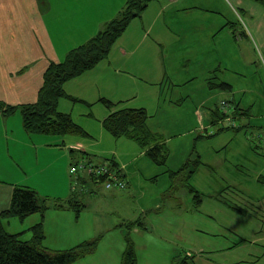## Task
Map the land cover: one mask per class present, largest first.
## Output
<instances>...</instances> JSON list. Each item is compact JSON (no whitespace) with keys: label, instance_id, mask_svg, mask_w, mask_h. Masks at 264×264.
I'll return each mask as SVG.
<instances>
[{"label":"crops","instance_id":"obj_1","mask_svg":"<svg viewBox=\"0 0 264 264\" xmlns=\"http://www.w3.org/2000/svg\"><path fill=\"white\" fill-rule=\"evenodd\" d=\"M125 1L0 0V102L11 106L35 104L48 66L63 61L70 50L94 37L120 12ZM219 84L224 87H218ZM64 89L71 99L61 98L58 110L70 114L87 136L29 133L20 113L6 116L0 112V212L10 206L17 186L36 191L39 187L56 190L54 195L37 191L49 199L50 206L43 217L37 213L24 221L5 220L6 230L22 232V238L28 240L31 227L43 220V244L50 248L51 227L62 229L66 225L77 231L82 221L90 218L91 225L86 228L97 229L106 210L108 214L116 213L119 221L133 216L130 222L140 220L153 207L160 211V203H164V195L172 183L168 170L173 169L164 165L161 173L159 166L150 162L133 168L136 158L147 155V149L132 139L113 137L105 129L104 120L120 109H145L147 127L162 138L160 143L166 147L168 156L170 144L173 149L178 148L176 152L184 146L183 142L173 144V140L189 136V145H194L201 161L191 178L195 180L203 164L212 167L210 158L205 161V152L198 150V144L206 142L200 139L211 138L205 137L211 127L209 109L229 100L243 111L242 128L220 133L226 136L222 146L216 149L212 146L206 153L224 152L231 157L224 175L228 187L234 191L230 190L228 197H219L221 191L214 190L216 185L211 183L213 190L207 199L200 190L202 198L194 200L192 208L199 221L198 212L207 211L210 209L207 204H212L213 208L204 212L215 225L207 234L211 239L193 251L192 246L184 250L182 244L171 242L176 247L166 264H184L185 259L188 264H264L263 6L251 0H151L116 41L109 56L66 82ZM104 99L112 105H107ZM183 125L186 126L181 130ZM51 150L58 155L53 156ZM84 154L111 159L123 169L128 187L124 190L100 187L95 194L85 195L76 218L73 209L51 203L54 196L66 200L72 194L65 184H58L56 171L51 180V167L57 165L59 169L66 163L68 166L72 159ZM46 171L47 174L39 173ZM27 176L35 187L25 183ZM251 186L261 189L254 197L236 190ZM244 203L255 205L254 240L228 243L236 233L218 217L222 214L233 219L232 212H236V217L246 219L245 214L237 215L245 211ZM110 223L106 233L124 234L121 223L117 227L113 221ZM197 223L191 231L198 234L202 231ZM141 225H134L129 231L142 234L147 228L143 222ZM245 227L244 237H249L252 227L248 223ZM178 238L183 242V230ZM215 238L223 239L224 243L218 244ZM87 239L69 242L78 244ZM124 241L121 236V242ZM134 243L137 264H159L164 259L162 256L158 261L162 251L172 246L141 245L136 240ZM125 246L123 243L110 246L111 251L116 248L117 252L108 255L109 259L97 247L95 253L78 262L120 264Z\"/></svg>","mask_w":264,"mask_h":264},{"label":"trees","instance_id":"obj_2","mask_svg":"<svg viewBox=\"0 0 264 264\" xmlns=\"http://www.w3.org/2000/svg\"><path fill=\"white\" fill-rule=\"evenodd\" d=\"M150 1L126 0L120 12L113 19L106 22L102 30L94 37L70 50L63 61L52 62L48 66L44 73L43 86L35 104L11 106L0 102V112L6 116L20 113L23 117L25 128L29 133L57 136H87L86 131L73 120L70 114L58 110V103L61 98L71 99L65 92L64 85L69 80L82 75L105 60L116 41L126 31L130 23L142 15ZM251 1L264 7V0ZM218 87H224V85L219 84ZM103 102L109 106L112 105L108 100L104 99ZM224 105L230 108L233 126L224 127L219 125L226 118L222 111ZM242 116L243 111L233 102L229 100L221 101L218 106H214L210 110L211 127L205 137H213L229 129L240 130L242 128L240 121ZM147 120L148 113L145 109H120L114 111L104 120V127L115 138L126 137L134 140L141 147L147 149V156L155 164L164 166L168 160L167 149L160 143L162 138L149 130L146 123ZM92 157V155L84 154L77 159L74 158L70 162L69 167L73 162L83 158L93 161L94 157ZM193 162V167L190 166L189 161H186L179 170H168L172 182H175V179L179 178V176H181L179 178L181 181L182 175L185 174H187V180H189L200 166L201 161L196 157ZM88 180L90 181V179ZM86 184L85 179L82 191H85L86 195L87 193H90V195L95 194L97 190L87 189ZM193 191L195 190L191 188V192ZM78 194L72 192L69 199L66 200L53 198L51 203L54 202L55 207L73 209L76 218H78L82 210V203L77 199ZM200 196L202 194L197 192L194 195V200L200 199ZM49 206L48 197H42L35 189L27 186L14 188L10 206L0 212V264H74L96 252L99 238L92 241H83L69 249L47 248L43 244L45 239L43 220L31 227L32 235L28 240L22 238V232L13 233L6 230L5 220L17 218L20 221H24L30 215L37 213L43 217ZM138 224L141 225V222H129L127 224L128 230ZM125 245L120 264H137L136 247L130 237V231L125 236ZM185 260L184 264H188Z\"/></svg>","mask_w":264,"mask_h":264},{"label":"rangeland","instance_id":"obj_3","mask_svg":"<svg viewBox=\"0 0 264 264\" xmlns=\"http://www.w3.org/2000/svg\"><path fill=\"white\" fill-rule=\"evenodd\" d=\"M211 109L212 108L209 109V112ZM185 126L186 125H183L181 130H183ZM225 138H226L225 135L220 134V135L213 136L211 138L200 139L206 142L199 143L198 150L200 149L201 152H205L204 153L205 161H207L208 158H210L209 162L212 165V167L208 168V166L203 164L200 167V169H198L199 171L195 175V180L191 179L192 177L189 180H187L188 179L187 174L182 175L183 178L181 179V181L179 180L181 176H179V178H176L175 182L171 183V186L167 189L164 195L165 197L164 203H160L161 210L157 211L156 207H153L154 209L151 211H149L150 209H148L147 213L145 214L143 213L141 219L138 220L145 224V228H147V230L144 229L142 234H134L133 232L130 231V237L132 238L134 242L136 240V243L138 244L161 245V246H171L172 245L169 250H166L164 252L162 251L161 253L162 255L159 253H156V254L161 255L158 261L160 259H163L164 257L162 261L158 262L159 264H166V262L169 260V257L173 255V252L171 250L173 249L174 246L176 247L175 244H182L184 250H186L185 248L192 246L191 250L193 251L194 248H198L203 242L207 244L209 239H211L210 237H208L207 234L210 233V229L212 227H215V225L212 222V220L208 219L209 215L205 214L204 212H208V210H211L213 208L212 204L211 205L207 204V207L210 208V209H207V211L198 212V215L201 213L200 214L201 216H199V221H197V215H196L197 212L193 210L192 207H193L194 195H196L197 191L202 193L200 191L202 189L203 193L206 195V198L210 197L209 194H212V190H213L211 183H214V185H216L214 190L221 191V195L219 197H222V196L228 197L230 190L231 192L234 191V188H231V186L228 187L229 183H228L226 176L224 175V167L231 160V157L227 153H224V152H221L220 154H217V155H214V154L211 155V153L210 154L206 153V151L210 150L212 146L214 149L222 146L223 142L225 141ZM173 141H174L173 144L176 142H183L184 146L179 148L181 150H178L177 152H176V149L178 148L173 149V146H171V144L168 146L169 156H168V160L165 166H168L169 168L173 170H178L182 166V162H184L183 160H185V162L189 161L190 166L193 167L194 166L193 160L196 159L197 157L196 156L197 149L195 151L193 147L194 145H189V141H190L189 136H182L181 138H177L176 140H173ZM207 141H210V142H207ZM253 144H254V141H253ZM51 154L55 157L58 155L57 152H52V150H51ZM146 156L143 155V157L139 158L138 160L136 158L134 164H132L131 166H133V168H136L138 166L143 165L145 162H150V163L155 164L154 161L152 162L150 161L149 156L147 157ZM39 157L41 160H43L44 157L42 155V152H40ZM95 159L97 161L101 160L100 157H95ZM225 160L227 161L225 162ZM69 165L67 166V163L64 166L60 165L59 169L57 165H55V167H51V180L53 179L52 177L54 176V172L56 171L55 177H56V180L59 181L58 184H61L62 186L65 184V187L70 189V186L74 180V177L71 176L70 170L68 171ZM158 166H159V172L162 173V171L164 170L163 166L162 165H158ZM19 171L20 170H18V172ZM39 173L47 174V171L39 172ZM238 173H239V168L236 169V174L238 175ZM24 180H25V183L30 182V180H28V176ZM39 183L46 185L45 183L41 181ZM86 183H87L86 184L87 189L91 188L94 190H98L100 187L104 186V184L101 185L98 183H94L92 181H89L88 179H86ZM206 183H210V185L207 186ZM30 184L32 185L34 183L30 182ZM92 185H94V188H92ZM32 186L35 187V185H32ZM81 186L82 185H80L78 188V193H79L77 196L78 200H82V198L86 195L85 191L81 190L82 189ZM191 188L195 190L193 191L194 193L191 192ZM151 190L152 189H150V191ZM236 190L237 191L239 190L240 192L242 191L246 195L248 194L249 197L250 196L254 197L257 193L260 192L261 189L256 186H251V187H248L247 189H236ZM37 191H39L41 194L43 193H49L53 195L56 194L54 193L56 192V190L53 187H51V190L50 189L46 190V189L39 187ZM87 195H90V193H87ZM54 197H57V196H54ZM200 197L202 198V196ZM248 200L250 201L251 199L249 198ZM109 201H112V199H109ZM161 202H163V200ZM85 203H86V200H85ZM245 205L246 207H243L245 211L237 214L239 216L241 214H245L246 219L244 220L241 219L240 217L239 218L236 217V214H235L236 212H232L233 219L230 217H223L222 214L219 215L218 217L219 219L222 218L221 220H224V222H226V224L229 225V228L233 229L232 232L236 233L235 235L231 237L229 236L230 238H229L228 243H232V242L235 243L236 241L237 242L242 241L243 243H246L247 241L254 240L253 236H255V233H256L255 231L256 220H255V214H252V213L256 212L255 205L248 204V203H246ZM103 217H104L102 218L103 220L100 221V226H97V222H94V226H97V229L96 227H92L91 229L86 228L88 224L91 225L90 218L83 220L81 228L78 229L77 231L72 230L66 225L62 229H56L55 226L51 227L50 248L51 249H69L76 245V243L74 242H69L71 240L86 237V238H89L87 239L88 241H92V240H96L97 238H99L98 248L100 249V253L101 255H103V257L109 259L107 257L108 255H111L114 252H117L116 248H114L113 251H111L110 246L113 245L114 247H118L119 243L125 244V241L121 242V236L125 237L128 234L129 230H128L127 224L132 220L133 216L132 217L129 216V218L121 219L119 221L118 219L119 217L117 216L116 213L108 214V211L106 210ZM110 220L114 222L116 227L120 225L121 223L122 227H124L123 229L124 234L123 232H120L121 233V236H120V234H117L116 232H113V231L106 233L109 230V226L111 224ZM196 223L199 225V229L202 231L198 234L194 230L191 231V229L194 228L193 224L195 225ZM247 223L250 225L249 228L252 227L253 231L249 234V237H244V236H247L245 233H243L244 231H246L245 225ZM14 224L15 222L12 223V225ZM181 227L183 230V239H184L183 242H181L178 238L179 234L182 233V230H180ZM56 233H59V234H56ZM215 241L221 245L224 243L223 239L215 238ZM171 242L172 243L177 242V243L171 244ZM177 253L179 252H174V255ZM180 253L183 254V252H180ZM115 254L116 253H114V255ZM76 263L80 264V262L78 261L75 262L74 264Z\"/></svg>","mask_w":264,"mask_h":264},{"label":"built area","instance_id":"obj_4","mask_svg":"<svg viewBox=\"0 0 264 264\" xmlns=\"http://www.w3.org/2000/svg\"><path fill=\"white\" fill-rule=\"evenodd\" d=\"M226 105L222 107L223 114L226 118L219 125L224 127L233 126L231 111ZM69 170L71 176L74 177L70 186L71 192L74 193H78L80 185H82L81 190H83L85 179H90V181L101 185L104 184L103 187L109 190H124L128 187L123 169L115 165L109 158L101 159L100 161H97L95 158L93 161L83 158L73 162Z\"/></svg>","mask_w":264,"mask_h":264}]
</instances>
